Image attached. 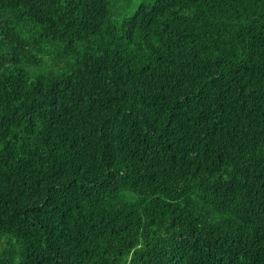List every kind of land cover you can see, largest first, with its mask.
<instances>
[{
  "label": "trees",
  "instance_id": "16d2710c",
  "mask_svg": "<svg viewBox=\"0 0 264 264\" xmlns=\"http://www.w3.org/2000/svg\"><path fill=\"white\" fill-rule=\"evenodd\" d=\"M0 0V264H264V0Z\"/></svg>",
  "mask_w": 264,
  "mask_h": 264
},
{
  "label": "rangeland",
  "instance_id": "374dc122",
  "mask_svg": "<svg viewBox=\"0 0 264 264\" xmlns=\"http://www.w3.org/2000/svg\"><path fill=\"white\" fill-rule=\"evenodd\" d=\"M113 19L122 22L124 18L135 15L142 4H153L155 0H112Z\"/></svg>",
  "mask_w": 264,
  "mask_h": 264
}]
</instances>
